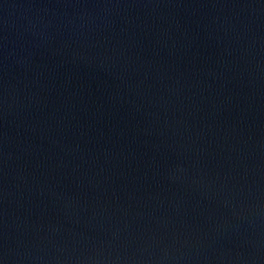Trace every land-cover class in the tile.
I'll list each match as a JSON object with an SVG mask.
<instances>
[{
    "label": "water",
    "instance_id": "1",
    "mask_svg": "<svg viewBox=\"0 0 264 264\" xmlns=\"http://www.w3.org/2000/svg\"><path fill=\"white\" fill-rule=\"evenodd\" d=\"M0 264H264V0H0Z\"/></svg>",
    "mask_w": 264,
    "mask_h": 264
}]
</instances>
